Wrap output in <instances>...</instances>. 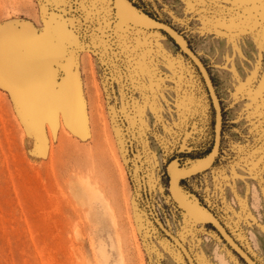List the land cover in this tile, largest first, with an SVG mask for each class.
<instances>
[{
    "label": "rangeland",
    "instance_id": "rangeland-1",
    "mask_svg": "<svg viewBox=\"0 0 264 264\" xmlns=\"http://www.w3.org/2000/svg\"><path fill=\"white\" fill-rule=\"evenodd\" d=\"M131 1L185 39L205 67L220 104L215 164L179 190L189 204L216 218L257 264H264L261 101L258 92L244 99L249 85L234 82L231 71L234 67L244 80L245 68L250 71L255 62L253 40L264 16V0H209L207 5ZM202 6L226 9L222 15L228 16L227 24L208 21L215 35L198 34L199 22L189 9L199 11ZM57 9L58 0H0V30L7 38L0 48L11 51L8 64L16 79L24 80L28 55L36 51L29 43V27L36 36L52 33L48 22L58 19ZM240 9L246 20L233 24L232 14ZM8 22L19 26L14 39L4 28ZM153 27L139 26L143 39L137 47L145 57L175 56L185 74L179 77L183 117L172 135L163 131L171 128L166 112L162 123L159 113L138 104L149 97L144 89L134 88L125 66L128 46L111 43L95 28L87 31L78 19L67 28L78 40L75 52L86 101L88 126L81 137L66 130L62 118L59 128L50 122L55 101L44 96L31 107L21 106L0 86V264H189L160 226L181 243L193 264H218L215 254L230 264H246L207 220L190 214L176 197L173 182L169 188L168 173L186 169L210 146L215 115L205 82L181 46ZM245 30L253 34L246 44L239 35ZM237 43L239 52L233 49ZM53 67L58 82L61 72ZM259 72L264 76V62ZM57 85L51 86V95ZM25 91L34 103L33 92ZM60 95L69 105L74 131L81 133L77 90ZM80 181L96 191L87 192Z\"/></svg>",
    "mask_w": 264,
    "mask_h": 264
},
{
    "label": "snow or ice",
    "instance_id": "snow-or-ice-1",
    "mask_svg": "<svg viewBox=\"0 0 264 264\" xmlns=\"http://www.w3.org/2000/svg\"><path fill=\"white\" fill-rule=\"evenodd\" d=\"M186 4L207 5L209 0H184ZM192 11V18L198 23V34L203 35L205 32L215 35V30L208 25V21L216 23L223 20L228 23V16L222 15L226 9L219 7H200L199 11ZM58 19L65 27L69 23L75 25L77 19L81 22L82 27L91 32L93 28L97 32H105L106 39L111 38V43L118 46L127 45L129 49L130 59L125 60V66L131 73V79L135 81L134 88L136 92L144 89L148 94V101L142 98L138 100V104L143 108H151L154 113L161 115L166 112L170 117L171 128L165 126L163 131L172 135V129L179 126L183 117V101L181 100L182 89L180 87L179 77L185 75L181 65L177 62L175 56L166 55L165 58L151 56L145 57L140 48L137 47L140 37L139 26L140 18L128 7V0H58ZM232 23L243 24L246 20V13L243 9L235 11L232 14ZM203 28V32L200 31ZM113 30L115 35H113ZM242 38L241 42H247L252 37V33L247 30L239 32ZM257 38L253 40L255 51L253 52L255 62L248 72L246 79L241 80L233 67V81L239 85L248 84L247 91L243 94L244 99H251V95L259 93L261 101V127L264 128V76L260 75L259 69L261 63L264 62V16L259 21V28L256 33ZM233 49L240 51L239 44H234ZM231 60L232 58H228ZM241 59L244 57L241 53ZM143 64V67L140 65ZM2 67V66H0ZM171 97V98H169ZM143 118V117H142ZM159 162H156L158 168ZM191 170L176 169L179 178H187ZM168 185L172 186V173H168ZM178 199L184 198L183 191L176 192Z\"/></svg>",
    "mask_w": 264,
    "mask_h": 264
},
{
    "label": "crops",
    "instance_id": "crops-1",
    "mask_svg": "<svg viewBox=\"0 0 264 264\" xmlns=\"http://www.w3.org/2000/svg\"><path fill=\"white\" fill-rule=\"evenodd\" d=\"M49 27L52 28V33L49 32L43 36H36L33 28L28 29L29 43L30 46L36 47V51L31 52L28 55L29 58V68L26 69L27 73L24 76V80H19L12 75L11 63L13 58L10 54L11 51L7 49L0 48V86L5 88L10 92L12 97L18 103L25 106L31 107L34 104L39 103L44 96H47L49 101H55L56 110L50 113V122L57 124L59 128V119H64L66 122V130L69 129L75 136L81 137L82 133L86 131V101L83 95V81L80 75V61L75 52V46L78 43L77 37L73 34L67 27L64 26L59 19L51 17L49 19ZM18 25H13L8 22L4 25L10 33H14L12 39L16 38V31H18ZM27 27V28H28ZM26 28V27H24ZM6 35L0 30V42L6 41ZM2 44V43H1ZM45 64V66H44ZM58 66L61 77L59 81L55 80L56 69L53 67ZM44 69V70H43ZM67 80L72 82L74 89L77 90L78 94V107L80 113L83 117L84 125L81 133L74 131V120L70 115L69 105L64 101L60 95L63 81ZM57 83V91L51 95L53 85ZM19 87H22L19 89ZM45 88L47 93H44ZM25 90L33 92L32 96L24 95ZM51 91V92H50ZM50 92V93H49ZM64 93V92H63ZM34 96L36 97L34 99ZM69 117V119H68Z\"/></svg>",
    "mask_w": 264,
    "mask_h": 264
},
{
    "label": "water",
    "instance_id": "water-1",
    "mask_svg": "<svg viewBox=\"0 0 264 264\" xmlns=\"http://www.w3.org/2000/svg\"><path fill=\"white\" fill-rule=\"evenodd\" d=\"M157 22V21H156ZM158 25L156 27L150 28V29H156V30H163L165 31L167 34H169L171 36V38L175 41V38H179L182 42V47H180V49L182 50V52H184L191 60L192 62L196 65V67L198 68L204 82L205 85L207 87L209 96L211 98L212 101V105L214 108V112H215V129H214V139H213V143H212V147L211 150L209 151L212 152L215 149L216 155L213 159V161L211 162V165L213 164L215 158L218 155V151H219V146H220V130H221V108H220V104L219 101L217 99L216 94L214 93V88L212 86L210 77L205 69V67L203 66L202 62L199 60V58L192 52V50L189 48L187 42L185 41V39L177 32L175 31L172 27H170L169 25L165 24V23H161V22H157ZM219 129V130H218ZM217 137L219 138V141H217ZM208 153V154H209ZM210 165V166H211ZM196 174V173H195ZM195 174H191L188 177H191ZM185 179V178H184ZM176 181V183L178 184V182L180 180H182L181 178H179L177 175H172V182ZM172 187V186H171ZM172 194V192H171ZM174 198V197H173ZM176 201V200H175ZM177 202V201H176ZM178 203V202H177ZM178 205L180 206V204L178 203ZM182 209H184L182 206H180ZM205 223H209L211 224L216 230L217 232L220 234V236L225 240V242L240 256V258L246 263V264H257L231 237L230 235L227 233V231L224 229V227L219 223V221L214 218L212 216V219L208 222ZM160 228L163 230V232L168 235L174 242L175 244L180 248V250L183 252V254L185 255L187 261L189 262V264H193L190 255L188 254L187 250L181 245V243L179 241H177L171 234H169L166 230H164L161 226Z\"/></svg>",
    "mask_w": 264,
    "mask_h": 264
},
{
    "label": "bare ground",
    "instance_id": "bare-ground-1",
    "mask_svg": "<svg viewBox=\"0 0 264 264\" xmlns=\"http://www.w3.org/2000/svg\"><path fill=\"white\" fill-rule=\"evenodd\" d=\"M128 7L134 12L136 13V15L140 18L141 20V27H145V28H149V27H156L158 25V23L154 20H151L149 17H147L144 13H142L141 11L137 10L134 6H132L129 2H128ZM177 44L179 46L182 47V42L179 38H175ZM74 85L72 84V82H68L67 80L64 79L61 90H63L62 92L64 93H70L71 89H73ZM86 123L88 126V118H87V114H86ZM84 124V121H83ZM219 130V129H218ZM217 141H219V138L217 137ZM216 155L215 149L210 152L207 156L196 160L195 162H193L192 164H190L189 167H187L186 169L191 170L190 173L187 175H191V174H195L198 172L203 171L204 169L208 168L211 165V162L213 161L214 157ZM177 175V174H176ZM80 184L83 186V189L86 190L87 192H92L96 191L94 189V186L90 183H87L85 181H80ZM173 184L175 187V190L177 192H179V185L176 183V181L173 180ZM181 202L183 201V203L189 207V212L193 217H199L203 220H207L210 221L212 219V216L209 215L208 213H206L205 211H203L202 208H200L198 205L194 204H189V202L186 201L185 198L180 199ZM112 217V216H111ZM113 218H111L112 220ZM113 221V220H112ZM177 240V239H176ZM178 241V240H177ZM215 259L218 262V264H230L222 255L219 254H215Z\"/></svg>",
    "mask_w": 264,
    "mask_h": 264
},
{
    "label": "trees",
    "instance_id": "trees-1",
    "mask_svg": "<svg viewBox=\"0 0 264 264\" xmlns=\"http://www.w3.org/2000/svg\"><path fill=\"white\" fill-rule=\"evenodd\" d=\"M128 2L132 5V6H134L137 10H139V11H141L142 13H144L147 17H149L151 20H154V21H157V22H159L160 20L159 19H157L155 16H153L150 12H148L147 10H145V9H143V8H141L139 5H137V4H135L134 2H132L131 0H128ZM160 32H163V33H165L166 34V36L167 37H169L170 39H172L171 38V36L169 35V34H167L165 31H163V30H159ZM173 40V39H172ZM174 41V40H173ZM175 43V42H174ZM175 45H177L176 43H175ZM178 46V45H177ZM179 47V46H178ZM187 58H188V60L193 64V66L196 68V70L198 71V73L200 74V72H199V70H198V68L196 67V65L192 62V60L184 53V52H182ZM201 75V74H200ZM201 78H202V76H201ZM202 80H203V78H202ZM204 81V80H203ZM208 92V91H207ZM213 111H214V108H213ZM214 115H215V112H214ZM214 129H215V124H214ZM214 129H213V132H214ZM213 139H214V133H213ZM213 139H212V142H211V144H210V146L208 147V149L202 154V155H200L199 157H197V160L198 159H201V158H203V157H205V156H207L208 155V153H209V151L211 150V147H212V143H213ZM215 164V161H214V163L212 164V166ZM211 167V166H210ZM198 174H200V173H197V174H195V175H193V176H191V177H188V178H185V179H182V180H180L179 181V186L180 187H185V185H186V183H187V181H188V179H190V178H194V177H196ZM212 228H213V230L214 231H216L217 232V230L211 225V224H209ZM218 233V232H217ZM219 234V233H218ZM219 236H220V234H219ZM220 238H221V240L222 241H224L223 240V238L220 236ZM225 242V241H224ZM226 243V242H225ZM234 252V251H233ZM235 253V252H234Z\"/></svg>",
    "mask_w": 264,
    "mask_h": 264
}]
</instances>
